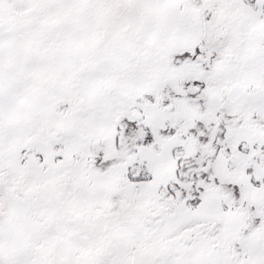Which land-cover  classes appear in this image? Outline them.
Masks as SVG:
<instances>
[{
  "label": "snow or ice",
  "instance_id": "1",
  "mask_svg": "<svg viewBox=\"0 0 264 264\" xmlns=\"http://www.w3.org/2000/svg\"><path fill=\"white\" fill-rule=\"evenodd\" d=\"M0 264H264V0H0Z\"/></svg>",
  "mask_w": 264,
  "mask_h": 264
}]
</instances>
